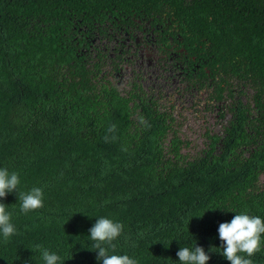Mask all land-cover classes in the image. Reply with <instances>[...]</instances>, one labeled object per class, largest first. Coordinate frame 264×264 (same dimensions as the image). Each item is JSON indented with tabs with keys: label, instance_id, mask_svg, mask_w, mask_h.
Returning a JSON list of instances; mask_svg holds the SVG:
<instances>
[{
	"label": "trees",
	"instance_id": "trees-1",
	"mask_svg": "<svg viewBox=\"0 0 264 264\" xmlns=\"http://www.w3.org/2000/svg\"><path fill=\"white\" fill-rule=\"evenodd\" d=\"M136 25L195 57L232 100L208 144L190 149L155 100L119 89L111 48ZM0 169L20 179L0 199L16 228L0 233V264H45L43 249L102 264L88 236L101 217L124 226L109 254L180 264L196 245L229 264L219 224L264 219V0H0ZM34 187L44 206L22 213Z\"/></svg>",
	"mask_w": 264,
	"mask_h": 264
},
{
	"label": "flooded vegetation",
	"instance_id": "flooded-vegetation-1",
	"mask_svg": "<svg viewBox=\"0 0 264 264\" xmlns=\"http://www.w3.org/2000/svg\"><path fill=\"white\" fill-rule=\"evenodd\" d=\"M149 28L121 27V33L115 35L111 49L115 48L118 55L114 57L118 87L155 100L172 115L179 135L187 136L189 148L194 144L202 147L205 141L208 144L206 131L210 135L224 131L231 117L232 100L218 99L209 71L204 75L195 57L187 56L171 42L164 45Z\"/></svg>",
	"mask_w": 264,
	"mask_h": 264
},
{
	"label": "clouds",
	"instance_id": "clouds-1",
	"mask_svg": "<svg viewBox=\"0 0 264 264\" xmlns=\"http://www.w3.org/2000/svg\"><path fill=\"white\" fill-rule=\"evenodd\" d=\"M19 183L18 173H9L7 169H0V199L15 192ZM19 199L20 210L25 214L44 206L43 190L39 187H34L27 193L21 192ZM123 227L120 222L101 217L96 219L89 229L88 236L95 242L93 247L97 252V259L102 260V264H138L136 259L130 258L127 254H109L108 248L103 246L107 244L115 252L116 245L112 242L121 235ZM217 231L222 242L221 255L229 264H253L250 258L261 251L264 219L246 213L235 214L230 221L220 223ZM0 233L5 240L16 234V228L11 222V213L2 202H0ZM176 256L180 264H208L210 260L203 247L196 245L194 249L180 248ZM42 259L45 264H60V257L47 249L42 250Z\"/></svg>",
	"mask_w": 264,
	"mask_h": 264
}]
</instances>
